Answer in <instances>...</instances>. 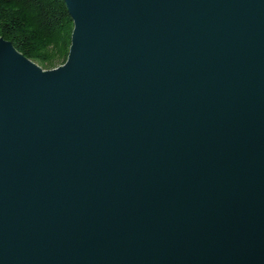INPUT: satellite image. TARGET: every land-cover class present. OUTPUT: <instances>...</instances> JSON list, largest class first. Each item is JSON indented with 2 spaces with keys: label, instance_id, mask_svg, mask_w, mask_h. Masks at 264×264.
I'll use <instances>...</instances> for the list:
<instances>
[{
  "label": "water",
  "instance_id": "95a60500",
  "mask_svg": "<svg viewBox=\"0 0 264 264\" xmlns=\"http://www.w3.org/2000/svg\"><path fill=\"white\" fill-rule=\"evenodd\" d=\"M67 61L0 36V264H264V0H65Z\"/></svg>",
  "mask_w": 264,
  "mask_h": 264
},
{
  "label": "trees",
  "instance_id": "16d2710c",
  "mask_svg": "<svg viewBox=\"0 0 264 264\" xmlns=\"http://www.w3.org/2000/svg\"><path fill=\"white\" fill-rule=\"evenodd\" d=\"M73 28L65 0H0V36L44 69L67 61Z\"/></svg>",
  "mask_w": 264,
  "mask_h": 264
}]
</instances>
